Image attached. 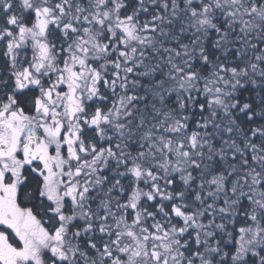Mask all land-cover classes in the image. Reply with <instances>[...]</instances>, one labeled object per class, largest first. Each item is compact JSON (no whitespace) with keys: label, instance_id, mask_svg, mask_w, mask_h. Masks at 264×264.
Returning <instances> with one entry per match:
<instances>
[{"label":"snow or ice","instance_id":"snow-or-ice-1","mask_svg":"<svg viewBox=\"0 0 264 264\" xmlns=\"http://www.w3.org/2000/svg\"><path fill=\"white\" fill-rule=\"evenodd\" d=\"M0 264H264V0H0Z\"/></svg>","mask_w":264,"mask_h":264},{"label":"flooded vegetation","instance_id":"flooded-vegetation-1","mask_svg":"<svg viewBox=\"0 0 264 264\" xmlns=\"http://www.w3.org/2000/svg\"><path fill=\"white\" fill-rule=\"evenodd\" d=\"M0 66H2V60H0ZM0 75H7L6 70H0Z\"/></svg>","mask_w":264,"mask_h":264}]
</instances>
